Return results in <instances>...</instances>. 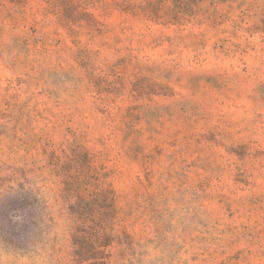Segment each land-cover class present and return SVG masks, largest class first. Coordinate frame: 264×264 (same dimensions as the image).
Returning <instances> with one entry per match:
<instances>
[{"label":"rangeland","instance_id":"374dc122","mask_svg":"<svg viewBox=\"0 0 264 264\" xmlns=\"http://www.w3.org/2000/svg\"><path fill=\"white\" fill-rule=\"evenodd\" d=\"M0 264H264V0H0Z\"/></svg>","mask_w":264,"mask_h":264}]
</instances>
